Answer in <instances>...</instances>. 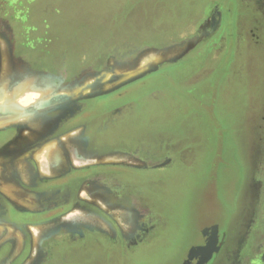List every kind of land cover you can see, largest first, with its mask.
Listing matches in <instances>:
<instances>
[{
  "label": "rangeland",
  "instance_id": "374dc122",
  "mask_svg": "<svg viewBox=\"0 0 264 264\" xmlns=\"http://www.w3.org/2000/svg\"><path fill=\"white\" fill-rule=\"evenodd\" d=\"M212 4L219 19L199 23ZM0 22L16 39L0 41V125L19 145L124 94L145 110L111 140L148 147L90 156L82 127L63 136L64 163L36 149L34 178L82 170L83 204L0 222V264H198L206 229L224 236L211 264H264V0H0ZM107 167L144 184L143 206L111 203Z\"/></svg>",
  "mask_w": 264,
  "mask_h": 264
},
{
  "label": "flooded vegetation",
  "instance_id": "af4514ba",
  "mask_svg": "<svg viewBox=\"0 0 264 264\" xmlns=\"http://www.w3.org/2000/svg\"><path fill=\"white\" fill-rule=\"evenodd\" d=\"M219 6L211 5L210 21L213 20V17L216 20L219 19L218 13L221 11ZM6 32L3 30L0 22V41L2 35L6 36L10 43L16 40L12 39L10 34ZM127 97L123 94L116 98V102L113 104L109 102L90 104L83 113L80 111L67 121L63 120L60 129L52 134L42 136L34 144L19 145L21 130L18 128L10 127L0 130V158L3 159L0 161V222L29 226L31 224L55 221L66 212H69L71 210L70 207L81 206L83 204L80 196L83 180L82 170L73 168L68 173H65L63 170L57 169L56 175L52 174L54 178L43 179L42 176L41 178H34L35 174H39L37 169L38 163L34 158L36 149L45 148L51 143L53 146L51 150L47 151V157L53 158L52 161L54 162L56 154L59 155L56 149H59L60 152H63V163L66 161L64 140H62L66 132L84 127V131H86L85 137L87 138V148L84 150H88L87 152L90 156L125 151L144 158L146 152L143 151L148 148L144 142L140 140L130 141V139L128 141L122 139V141L119 140L117 142L111 140L112 135L117 133V128L124 127L130 121H132V125H140L138 123H141L140 117L142 111L145 110L144 106L140 105L143 99L142 96L136 95L131 100H125ZM103 115L106 116V122L105 124H100L99 122ZM122 132L126 131L123 129ZM117 137L120 138L121 136L117 135ZM82 139L83 136L80 134L75 137L74 142L82 144ZM153 142L156 144L155 141ZM80 154L78 153V156ZM20 163L23 164L22 167L18 166ZM95 170L92 169L89 172L91 179L99 173L97 171L99 169L96 168ZM7 171L8 174H11L8 178V175H6ZM94 171L95 173H93ZM117 171L119 172L117 174H121L120 176L128 174L124 170H121V172ZM113 173L115 174L114 171L110 170V167L106 168L104 173L106 175V183L102 187V191L105 192L106 196H109L111 203L127 207L136 206L140 208L143 206L144 202L148 200L144 192L140 193V190H143L144 184L130 183L123 176L114 179L109 176ZM26 174H29L28 177ZM3 180L7 181V184L15 186V188L11 187L14 190L13 194L11 193L12 190L6 192ZM114 190L118 192L114 193ZM21 196L25 197L26 201H22L20 199L22 198ZM140 212L141 221L143 223L148 222L150 220L149 216L145 217L142 209H140ZM203 234L205 235L204 240L198 245H202L200 246L202 248L209 247L208 252L214 250L209 259L210 261H207V264H211L214 259H220L224 256V253L222 254L224 236L209 229L204 230ZM193 256H197L199 262L201 258H205L203 253H196Z\"/></svg>",
  "mask_w": 264,
  "mask_h": 264
},
{
  "label": "water",
  "instance_id": "95a60500",
  "mask_svg": "<svg viewBox=\"0 0 264 264\" xmlns=\"http://www.w3.org/2000/svg\"><path fill=\"white\" fill-rule=\"evenodd\" d=\"M208 248L209 247H199L198 249H196V248H193L192 250H191V255H194V254H196V253H203L204 254V256H205V258H201V260H200V262H199V264L201 263V264H204V263H206L210 258H211V256H212V254H213V251H209L208 252ZM187 264V263H186Z\"/></svg>",
  "mask_w": 264,
  "mask_h": 264
},
{
  "label": "crops",
  "instance_id": "0c3cea01",
  "mask_svg": "<svg viewBox=\"0 0 264 264\" xmlns=\"http://www.w3.org/2000/svg\"><path fill=\"white\" fill-rule=\"evenodd\" d=\"M210 9H211V5H208L207 7H206V13H205V15H204V20H201L200 19V21H199V23H203L204 24V22H206L207 23V20H209V16H210ZM7 128H10L9 126H1L0 125V130H2V129H7ZM3 159H1L0 158V161H2ZM0 164H1V162H0ZM21 164V163H20ZM23 166V164H21V167ZM9 186L8 185H6V187H5V190L6 191H9L10 190V188H8Z\"/></svg>",
  "mask_w": 264,
  "mask_h": 264
},
{
  "label": "snow or ice",
  "instance_id": "6c2138e0",
  "mask_svg": "<svg viewBox=\"0 0 264 264\" xmlns=\"http://www.w3.org/2000/svg\"><path fill=\"white\" fill-rule=\"evenodd\" d=\"M40 102L38 101L37 104H39Z\"/></svg>",
  "mask_w": 264,
  "mask_h": 264
},
{
  "label": "bare ground",
  "instance_id": "6f19581e",
  "mask_svg": "<svg viewBox=\"0 0 264 264\" xmlns=\"http://www.w3.org/2000/svg\"><path fill=\"white\" fill-rule=\"evenodd\" d=\"M213 248V247H212Z\"/></svg>",
  "mask_w": 264,
  "mask_h": 264
}]
</instances>
